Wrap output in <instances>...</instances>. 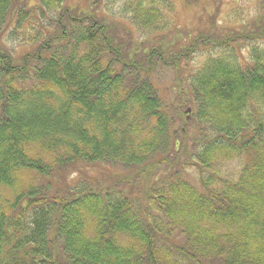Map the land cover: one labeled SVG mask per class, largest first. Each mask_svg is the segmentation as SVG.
<instances>
[{
	"label": "trees",
	"instance_id": "obj_1",
	"mask_svg": "<svg viewBox=\"0 0 264 264\" xmlns=\"http://www.w3.org/2000/svg\"><path fill=\"white\" fill-rule=\"evenodd\" d=\"M69 1L0 0V264H264V0Z\"/></svg>",
	"mask_w": 264,
	"mask_h": 264
},
{
	"label": "rangeland",
	"instance_id": "obj_2",
	"mask_svg": "<svg viewBox=\"0 0 264 264\" xmlns=\"http://www.w3.org/2000/svg\"><path fill=\"white\" fill-rule=\"evenodd\" d=\"M75 1L76 0H71L69 1V4ZM110 3H112L113 7L115 8L119 6L120 8L118 9L119 11L121 10V7L124 4V0H110ZM254 4H255L254 0L251 2H248L246 0H220L219 2H217V5L213 3H209L208 5H205L204 11L196 13L193 17L194 18L193 20H191L190 18L191 16H188L184 19L185 16H182L183 12L179 9L176 10V14L172 17V19L174 21H178V26H179L178 31L187 30L188 33L194 35L201 32L203 30V27H205V29H207V31L212 34V37L214 35L215 39L219 41L222 38H224L225 35H229V30L234 31L240 29L242 26L239 22L245 20L246 16H248L249 19L252 18L253 16H256V10L255 7L253 6ZM207 18L208 20L206 24L204 23V21ZM179 20L183 22H180ZM117 21L128 26V24L124 22L123 18L117 19ZM224 22L225 24L223 25ZM245 35L246 34L236 32V37L239 39L243 38ZM18 52H20V49H17L16 53ZM158 77L160 79L161 88L166 92L165 88L169 86L168 81H171L173 78L172 73L170 72V70H168L167 72L159 73ZM155 82L156 83L158 82V78L155 79ZM168 93L167 95L169 98H167L166 100L172 102L171 99L176 94L174 85H173V90H171V88L168 89ZM187 115H189V113ZM222 169L223 172H225V174L228 173L236 174L239 170V164L238 162L225 163ZM194 170L195 168H193V170L191 171L194 172ZM96 171L97 173L94 172L92 175L102 176L103 178H112L113 177L112 175L115 174L116 172L123 173L124 171H127V169L117 168L115 170H111V167H107V165H100L96 169ZM192 172L189 173L190 177L196 178L197 180V177ZM76 178H78V175L74 177V179Z\"/></svg>",
	"mask_w": 264,
	"mask_h": 264
},
{
	"label": "water",
	"instance_id": "obj_3",
	"mask_svg": "<svg viewBox=\"0 0 264 264\" xmlns=\"http://www.w3.org/2000/svg\"><path fill=\"white\" fill-rule=\"evenodd\" d=\"M186 114L190 113V109H187V111L185 112Z\"/></svg>",
	"mask_w": 264,
	"mask_h": 264
}]
</instances>
